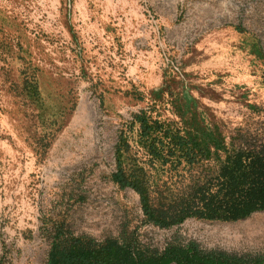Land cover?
<instances>
[{
	"label": "rangeland",
	"instance_id": "obj_1",
	"mask_svg": "<svg viewBox=\"0 0 264 264\" xmlns=\"http://www.w3.org/2000/svg\"><path fill=\"white\" fill-rule=\"evenodd\" d=\"M261 146L264 0H0V264H47L57 231L264 256V210L161 227L138 191L176 220Z\"/></svg>",
	"mask_w": 264,
	"mask_h": 264
},
{
	"label": "trees",
	"instance_id": "obj_2",
	"mask_svg": "<svg viewBox=\"0 0 264 264\" xmlns=\"http://www.w3.org/2000/svg\"><path fill=\"white\" fill-rule=\"evenodd\" d=\"M141 125L143 137L149 134L147 123L141 117L136 118ZM157 130L158 122H154ZM191 138L175 134L173 148L166 152L168 156L178 155L189 164L194 162L196 149ZM119 149L121 143L118 144ZM192 145V146H191ZM153 155L162 159L167 155L151 148ZM163 153V152H162ZM229 168L223 176L227 180L222 184L225 192H218L204 199L202 205L195 204V197L188 198L181 205L176 220L169 221L157 214L148 204L147 191L140 186L141 202L150 222L161 227L182 223L188 217L219 220H239L255 211L264 210V146L247 152L237 153L229 159ZM231 163V164H230ZM114 180L122 187L132 186L124 172L114 174ZM136 188V187H135ZM197 195V193H195ZM47 264H264V256H238L218 251H203L197 244L168 247L155 255L146 254L136 247L120 243L114 238L98 241L89 236H74L71 233L57 231L51 243Z\"/></svg>",
	"mask_w": 264,
	"mask_h": 264
}]
</instances>
